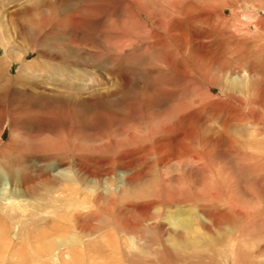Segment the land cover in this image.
<instances>
[{
  "label": "rangeland",
  "instance_id": "374dc122",
  "mask_svg": "<svg viewBox=\"0 0 264 264\" xmlns=\"http://www.w3.org/2000/svg\"><path fill=\"white\" fill-rule=\"evenodd\" d=\"M5 176L0 259L264 264V0H0Z\"/></svg>",
  "mask_w": 264,
  "mask_h": 264
},
{
  "label": "bare ground",
  "instance_id": "6f19581e",
  "mask_svg": "<svg viewBox=\"0 0 264 264\" xmlns=\"http://www.w3.org/2000/svg\"><path fill=\"white\" fill-rule=\"evenodd\" d=\"M238 74H237V76H235V77H233V78H229V79H227L226 80V83H227V86H230L231 88H235V87H237V84H238V82H237V79H238ZM239 86L240 85H242V82L240 81V79H239ZM244 83H246L245 81H243V84ZM166 140V139H165ZM71 152V151H70ZM58 165V164H57ZM59 167H61V166H58V168ZM3 169V168H2ZM62 169V168H61ZM61 171H66V168L64 169V170H61ZM67 171H70V170H67ZM79 171V170H78ZM64 175H66V173L64 174ZM63 175V176H64ZM66 177V176H65ZM13 178V177H12ZM64 178V177H63ZM158 178V177H157ZM124 179H125V177H124ZM128 180H127V182H130V181H133L135 178L132 176V177H128L127 178ZM160 179V178H159ZM155 180H156V178H155ZM160 180H162V179H160ZM160 180H159V182H160ZM107 181V180H106ZM157 181V180H156ZM158 182V183H159ZM12 184L11 183V181H10V178L8 177V176H5L4 178H0V199H3V200H5L6 201V203H5V207H4V209L6 210L7 209V206L9 207V209L8 210H12L13 211V209H18L20 212H18L16 209H15V212H18L19 214L20 213H23L24 214V211H25V207H24V205H25V203L27 204L28 202H25V200H23L22 198H19L18 196H20V195H22V191H21V189L17 186V184H15L13 187V189L12 190H7V188H6V186H7V184ZM70 183V182H69ZM8 184V185H9ZM13 184H14V182H13ZM108 184V183H107ZM112 186V185H111ZM111 186H110V190H109V192H110V195H111V203H115V199L117 198V197H120V194H121V192L123 191V189L121 188V186L120 185H118L117 187H112L111 188ZM155 188H157L156 186H155ZM121 189H122V191H121ZM159 189V188H158ZM158 192V191H157ZM74 194H76V192L74 193ZM126 195V194H125ZM70 196H72L71 194H70ZM106 196V195H105ZM157 196V195H156ZM49 199V198H48ZM68 199H70V198H68ZM68 199H66L64 202H66L67 204H68V206L71 204L70 203V201L68 200ZM51 201L52 202H59L60 201V199H56L55 197H53L52 199H51ZM64 202H63V205H64ZM172 202V201H171ZM171 202L169 201V202H167V204L169 203V204H171ZM159 204H161V202H158ZM61 204V203H60ZM163 204H166L165 202L163 203ZM114 205V204H113ZM119 205V204H118ZM82 206V205H81ZM130 206V205H129ZM71 207V206H70ZM85 208V207H84ZM87 208V207H86ZM144 208V207H143ZM52 210V209H51ZM182 211L179 209V208H175V211L174 210H172V212H170V213H167L166 214V216H165V218H166V220L169 222V224H173L176 228H180V229H182V230H186L188 227L190 228V226L189 225H191L190 223H189V220L187 219V217H186V214H184L183 212L181 213ZM1 213L3 214V216L6 214V212H4V211H1ZM69 213V212H68ZM74 213V212H73ZM86 213V212H85ZM95 213V212H94ZM106 213H110V211L109 212H106ZM179 213V214H178ZM62 215H63V213H61ZM65 214V213H64ZM75 215H73V221H74V223L76 222V220H81L82 222H84V223H82L83 225L81 226L82 228H80L79 226V229H80V231L81 232H84V231H87V229H88V226H87V222H88V220H86V218H84L85 217V215H83L82 217H78V216H76V213H74ZM90 214H91V216H92V213L90 212ZM96 214H98V213H96ZM87 215V214H86ZM39 216V215H38ZM69 216H72L71 214L70 215H68V217ZM81 216V215H80ZM110 217H112V216H110ZM109 217V218H110ZM113 217H114V215H113ZM159 217H160V215H159ZM70 218V217H69ZM89 218V217H88ZM164 218V219H165ZM3 218H2V215L0 214V224L1 223H3V222H5L4 220H2ZM6 219V218H5ZM70 220V219H69ZM103 220V219H102ZM156 220V219H155ZM135 221V220H134ZM116 223V222H115ZM159 223V222H158ZM70 224H72V223H70ZM76 224V223H75ZM75 224H74V227H75ZM121 224V223H120ZM64 225V224H63ZM116 225V224H115ZM24 226V225H23ZM64 226H66V225H64ZM64 226H62V227H64ZM117 226V225H116ZM125 226H126V224H125ZM124 226V228H122V233H124V234H126L125 233V231H127V229H129V228H133L135 225L132 223V222H130V223H128V228H126ZM73 227V228H74ZM36 228V227H35ZM66 228V227H65ZM119 228V227H118ZM136 228V227H135ZM62 229V228H61ZM77 229V228H76ZM83 229V230H82ZM178 230V229H177ZM67 232V231H66ZM116 232V231H115ZM19 233V232H18ZM72 233V232H71ZM176 233V232H175ZM184 233V232H183ZM195 233V232H194ZM178 234H180V233H178ZM73 235V234H72ZM128 235V234H127ZM74 236V235H73ZM102 236H106V238H112V239H114V242L115 243H118V241H119V236L118 235H115V233L113 234L112 232H104V234H102ZM173 236V235H172ZM176 236V235H175ZM59 237L60 236H54V238H56V239H59ZM70 237V236H69ZM65 239H66V237H65ZM69 240V241H68ZM8 241H11V231L8 229V227H7V225L5 224V225H3V226H0V243H6V242H8ZM64 241L65 242H70L71 244L74 242V240L73 239H69V238H67L66 240H61V241H59V244L57 245V246H55L53 249H51V250H49V253H52V252H54L55 250H56V248L57 247H59L60 245H64ZM201 241V240H200ZM53 243V245L56 243V242H52ZM85 243V242H84ZM84 243L82 244L83 245V247L86 245H84ZM173 243H175L174 241H172V244ZM11 244V242L10 243H8L6 246H9ZM175 245H177L176 243H175ZM13 246H15V244H13ZM89 246V245H88ZM87 246V247H88ZM85 248V247H84ZM83 248V249H84ZM6 250H7V247H4V250L2 251V252H6ZM78 251H79V249H77ZM90 250V249H89ZM17 252H20V251H18V250H16ZM76 252L75 250H74V247H72V246H70V245H68V247H67V250H66V252H64V253H61L60 254V250L56 253V254H54L53 255V259H54V261H56V262H58L59 264L60 263H62V262H66V263H68V264H72V262H75V260L77 259H75V257L76 256H81L79 253H81V251H79V252ZM14 252V251H13ZM13 252H11V254H10V258H7V259H4V257L2 258V259H0V264H17L18 262H20L21 264H24L25 262L20 258L19 260H17V259H15V258H17V256H15L14 254H13ZM17 252H15V253H17ZM71 252V253H70ZM66 253H67V255H66ZM82 254L84 255V254H86V256H88V257H90L91 255L90 254H88V253H86V252H84V250H83V252H82ZM88 254V255H87ZM105 254V253H104ZM118 254H119V251H118ZM0 255H1V253H0ZM59 255H62V256H59ZM65 256H68L67 258L65 257ZM15 257V258H14ZM66 258V259H65ZM83 258V257H82ZM4 259V260H3ZM5 260H6V262H5Z\"/></svg>",
  "mask_w": 264,
  "mask_h": 264
}]
</instances>
